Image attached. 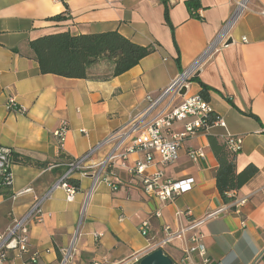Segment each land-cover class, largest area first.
<instances>
[{
	"label": "crops",
	"instance_id": "crops-1",
	"mask_svg": "<svg viewBox=\"0 0 264 264\" xmlns=\"http://www.w3.org/2000/svg\"><path fill=\"white\" fill-rule=\"evenodd\" d=\"M188 1L0 0V144L23 159L14 166V191L32 189L15 200L0 196V230L13 217L24 215L37 197L52 191L43 204V220L30 227L31 249L39 253V264H61L59 255L63 258L74 240L70 264H117L140 257L165 236V225L176 229L190 218L219 209L223 213L201 228L210 264H264L259 258L264 251V17L257 13L264 9V0H250L249 8L223 34L236 0H194L199 17L192 15ZM63 13L67 19L52 18ZM64 31L73 35L118 31L155 51L118 76H112L114 65L109 61L91 67V78L86 79L42 74L30 42ZM197 62L199 75L188 94L200 93L202 83L209 86L211 105L225 126L189 137L175 163L162 168L166 178H194L191 191L173 202L160 200L141 189L123 168L112 177L115 191L106 181L94 187L91 176L79 173L71 176L80 181L74 201H68L61 186L53 188L71 159L125 127L146 109L148 95L160 96ZM10 96L23 111L8 108ZM63 120L69 130L61 147L55 132ZM183 126L175 123L176 129ZM229 135L243 138L237 171L249 165L258 170L229 193L235 199L231 204L217 187L219 162L209 139L215 136L223 142ZM197 148L206 152V159L195 163L188 152ZM109 149L103 146L88 163H99ZM137 156L143 154L133 155L131 164ZM240 199L246 202L236 206ZM188 210L192 217L178 216ZM145 220L150 221L147 236L140 232ZM95 233L102 236L95 238ZM163 250L179 264L180 241ZM26 259L11 253L5 264H26Z\"/></svg>",
	"mask_w": 264,
	"mask_h": 264
},
{
	"label": "built area",
	"instance_id": "built-area-1",
	"mask_svg": "<svg viewBox=\"0 0 264 264\" xmlns=\"http://www.w3.org/2000/svg\"><path fill=\"white\" fill-rule=\"evenodd\" d=\"M236 2V11L227 22L222 34L249 8L250 0H236ZM257 13L264 17V9H259ZM211 48L212 46L209 50ZM198 64L199 62L195 63L181 73L160 96L154 98L148 95L146 109L133 115L125 127L112 132L103 142L94 146L82 156L71 159L67 164V172L53 188L61 186L66 192L68 201H74L78 190L70 182V179L73 174L79 173L82 176H91L94 187L100 181H106L115 191L118 186L112 181V177L116 175L118 168H123L141 186V189L148 195L157 197L160 200L173 202L181 194L191 191L196 185L194 178H166L162 168L175 163L186 139L198 133L208 132L215 125L225 126V123L216 114L211 102L201 93L188 94L191 78L195 76ZM183 88H186V94L181 93ZM181 97L184 99L178 102ZM164 103H166L164 109L151 117ZM7 105L10 110L23 111L14 96L8 98ZM178 122L184 123L182 129L175 128V123ZM68 130L69 123L67 120H63L55 132V137L61 147ZM83 132L87 134L86 130H83ZM226 140L232 153L237 154L241 151L242 137L229 135ZM105 145L110 146L105 158L99 163L89 164L88 161L93 154ZM138 154H143V157L137 156L131 164L130 158ZM188 154L195 163L206 159V152L202 148L190 149ZM15 158V151L11 147L0 144V196H10L12 200L32 191L31 188L19 192L14 191ZM155 166H160V168L153 169ZM51 193L52 191H49L44 196L37 197L24 215L13 217L7 228L3 231L0 230V264H5L11 253L20 258L27 256L26 264H39V253L31 249L30 227L34 222L43 220V204L45 200L51 197ZM245 202L246 199H240L236 202V206ZM223 211L224 209H219L207 212L200 218H190L186 225L180 224L176 229H173L170 225H165V236L161 240L151 243L148 253L156 249H163L166 245L175 241H180L182 257L179 264H198L195 256H198L201 264H210L201 228ZM183 214L192 217L190 210L178 212V216ZM157 215L160 216L159 213ZM149 231L150 221L145 220L140 227V232L147 236ZM94 236L100 238L102 234L95 233ZM74 243L64 251L61 264L71 263ZM143 256H136L117 264H133L141 260ZM259 258H264V251ZM93 264L101 263L94 262Z\"/></svg>",
	"mask_w": 264,
	"mask_h": 264
},
{
	"label": "trees",
	"instance_id": "trees-1",
	"mask_svg": "<svg viewBox=\"0 0 264 264\" xmlns=\"http://www.w3.org/2000/svg\"><path fill=\"white\" fill-rule=\"evenodd\" d=\"M188 5L192 15L199 17L197 1L190 0ZM165 16L169 21V7L166 4ZM55 20H65V13L52 17ZM30 47L37 59L42 74H56L68 78H91L89 70L101 61H109L114 65L112 76H118L137 65L140 60L155 51L152 46H142L126 38L118 31L103 33L77 34L70 32H57L44 35L30 42ZM193 76L191 81L196 80ZM200 93L210 101V87L202 83ZM213 152L219 162L216 174L217 187L227 204L234 202L229 193L237 191L247 183L256 173L257 168L249 165L238 172L236 155L232 153L225 139L219 142L215 136H209ZM18 155L15 164L22 163ZM70 182L79 189L80 181L70 179ZM62 259L61 254L59 255ZM140 264V260L133 263Z\"/></svg>",
	"mask_w": 264,
	"mask_h": 264
},
{
	"label": "water",
	"instance_id": "water-1",
	"mask_svg": "<svg viewBox=\"0 0 264 264\" xmlns=\"http://www.w3.org/2000/svg\"><path fill=\"white\" fill-rule=\"evenodd\" d=\"M229 43H231V41H229ZM196 75L198 76L199 73L197 72ZM186 92V88H183L181 93L186 94ZM140 264H175V262L162 248H160L144 255L140 260Z\"/></svg>",
	"mask_w": 264,
	"mask_h": 264
},
{
	"label": "rangeland",
	"instance_id": "rangeland-1",
	"mask_svg": "<svg viewBox=\"0 0 264 264\" xmlns=\"http://www.w3.org/2000/svg\"><path fill=\"white\" fill-rule=\"evenodd\" d=\"M11 97V96H10ZM74 250V249H73Z\"/></svg>",
	"mask_w": 264,
	"mask_h": 264
}]
</instances>
